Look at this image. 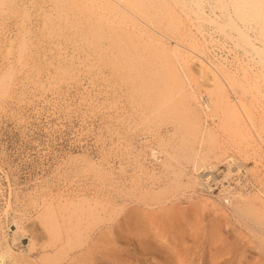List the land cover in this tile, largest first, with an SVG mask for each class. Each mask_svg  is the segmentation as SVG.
I'll use <instances>...</instances> for the list:
<instances>
[{"label": "bare ground", "instance_id": "bare-ground-1", "mask_svg": "<svg viewBox=\"0 0 264 264\" xmlns=\"http://www.w3.org/2000/svg\"><path fill=\"white\" fill-rule=\"evenodd\" d=\"M67 1L99 54L140 76L123 120L142 147L125 131V177L109 187L98 234L90 187L76 190L44 202L50 237L30 240L28 253L0 231V264H264V0ZM61 2L43 9L47 21L65 18ZM148 51L177 70H160ZM14 224L18 242L26 230Z\"/></svg>", "mask_w": 264, "mask_h": 264}, {"label": "rangeland", "instance_id": "rangeland-1", "mask_svg": "<svg viewBox=\"0 0 264 264\" xmlns=\"http://www.w3.org/2000/svg\"><path fill=\"white\" fill-rule=\"evenodd\" d=\"M6 1L0 3V231L14 251L28 253L30 240L39 244L50 237L37 216L44 202L66 199L76 190L84 196L90 187L86 194L91 197V219L97 220L95 232L104 228L97 214L107 215L103 205L109 187L118 188L124 180L125 133L142 147L137 132L125 128L123 120L140 76L120 56L99 54L102 44L92 36L91 42L87 39L79 25L85 20L67 0L59 4L66 5L65 18L51 21L44 15L54 11L55 0ZM119 1L131 8L130 0ZM176 28L162 29L170 35ZM147 53L160 70H177L173 60ZM200 56L206 60L207 54ZM139 69L152 72L144 63ZM6 74L8 87L3 85ZM16 221L27 236L18 242L13 240ZM47 249L52 248L40 252L51 251Z\"/></svg>", "mask_w": 264, "mask_h": 264}]
</instances>
